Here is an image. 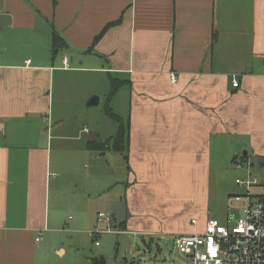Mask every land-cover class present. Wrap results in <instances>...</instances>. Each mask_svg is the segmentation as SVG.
Instances as JSON below:
<instances>
[{"label": "crops", "instance_id": "1", "mask_svg": "<svg viewBox=\"0 0 264 264\" xmlns=\"http://www.w3.org/2000/svg\"><path fill=\"white\" fill-rule=\"evenodd\" d=\"M0 15V264H94L79 239L96 204L121 234L167 233L134 213L166 188L205 186L223 136L242 159L264 158V0H0ZM55 31L67 48L53 55ZM85 73L89 98L110 86L123 152L89 150L74 124ZM89 158L123 159L127 180L108 165L89 185ZM89 186L103 196L89 203ZM209 219L191 218V232Z\"/></svg>", "mask_w": 264, "mask_h": 264}, {"label": "rangeland", "instance_id": "2", "mask_svg": "<svg viewBox=\"0 0 264 264\" xmlns=\"http://www.w3.org/2000/svg\"><path fill=\"white\" fill-rule=\"evenodd\" d=\"M90 77L89 73L75 76L72 82L73 88L70 92L72 97L78 100L74 103L75 110H77L74 124L79 130L84 127L89 128L88 131L91 134L86 137L89 141H92L100 132L106 136L115 134L114 129L119 124L105 114V98H107L106 95L110 90V86L108 91H105L102 86L97 87L100 93L93 97L101 99L100 105H89L91 99H93V97L89 98L92 81ZM85 98L87 99L84 103ZM82 99L83 101H81ZM112 128L114 129L111 132ZM94 142L104 151H109L113 147L112 142L109 144L108 141L95 140ZM235 142L229 135L223 136L221 144L213 148L210 179L205 186L195 187L193 183H184L182 186L174 185L172 188H166L152 202L150 210L134 213L135 218L138 220L148 219L154 223V226L160 227L162 231L167 230V233L161 232V234L154 237L109 233V229H114L116 224L112 216L113 213L99 207L100 204L92 207L89 227L94 223L95 227L91 230V233L98 230V234L93 237L89 233V236L82 235L79 239V243H82L86 248L89 259L103 258L106 264H190L180 254L173 251L171 241L175 235L172 234L190 233L193 230L190 226V220L194 217L201 220L200 226L208 216L210 219H217L224 223L229 213L228 206L233 205L236 207L240 205L232 199L233 196L246 193L245 189L236 184L237 179H247L250 174L258 178L259 186L253 187L251 194L259 197L264 196V166L259 165L258 159L249 151L250 160L243 159L245 163L239 168L238 162L242 160L244 151L234 149L233 143ZM113 162L110 158H103L100 161L93 158L85 160L82 164L85 166V172L89 171V185L92 179H102L106 176L108 165L107 173L114 171L116 176L118 175L127 180L124 160ZM84 179L88 180L85 175ZM126 183L127 181H125ZM98 190L99 188L92 189L89 186V203L97 201L99 197L103 196ZM233 212L236 215L238 214L236 210ZM99 213L110 215L113 218L112 223L99 224L97 216L95 217ZM70 215L73 216V214ZM70 215H67V217ZM128 216H130V212L127 214V210H125L124 218L118 220V222L129 219ZM96 243H99V245L97 246Z\"/></svg>", "mask_w": 264, "mask_h": 264}, {"label": "built area", "instance_id": "3", "mask_svg": "<svg viewBox=\"0 0 264 264\" xmlns=\"http://www.w3.org/2000/svg\"><path fill=\"white\" fill-rule=\"evenodd\" d=\"M63 64L68 68V59L65 58ZM177 80V74L171 73V83L175 84ZM232 84L235 88L239 86L236 78ZM84 131L88 132L87 129ZM244 163L242 159L238 167ZM236 184L245 189L246 193L233 196L232 199L240 205L228 206L229 213L224 223L211 218L202 231L195 230L173 237V251L190 264H264V196L251 194V189L259 186V180L250 174L247 179H237ZM235 210L239 215L234 214ZM112 221L113 218L108 214L100 213L97 217L99 224H111ZM191 225L196 226L197 220L193 219ZM108 232L121 233L115 229H109ZM97 234L98 230L92 233L93 236ZM40 239L41 235L36 240Z\"/></svg>", "mask_w": 264, "mask_h": 264}, {"label": "trees", "instance_id": "4", "mask_svg": "<svg viewBox=\"0 0 264 264\" xmlns=\"http://www.w3.org/2000/svg\"><path fill=\"white\" fill-rule=\"evenodd\" d=\"M110 26H112V25H110ZM109 27H107V28H109ZM97 39H99V38H96L95 41H97ZM65 48H67V44L65 43L64 39L61 36H59L58 33L55 31L53 33V38H52L53 55H56L59 50H62ZM111 84H112V89H111V93L109 95V101L116 94V92L118 91V89L120 87V83L117 81L112 80ZM105 114L111 120L116 121L119 124V131H118L117 135L114 138L109 139L108 144L110 142H112V146H113L112 148H114L116 151L123 152L124 146H125V141H127V125H125L123 123V121L113 113V111L109 107V105L106 106V108H105ZM88 148H89V150H96V151H102V152L104 151L94 141H89ZM127 159L128 158L126 157V160Z\"/></svg>", "mask_w": 264, "mask_h": 264}, {"label": "water", "instance_id": "5", "mask_svg": "<svg viewBox=\"0 0 264 264\" xmlns=\"http://www.w3.org/2000/svg\"><path fill=\"white\" fill-rule=\"evenodd\" d=\"M6 16L5 15H0V29L4 26L3 25V21L6 20ZM99 99L98 97H94V99L89 103V105H98ZM245 156H247V153H244ZM259 165L264 166V158H260L258 160ZM94 264H105V260L103 258H93L91 259Z\"/></svg>", "mask_w": 264, "mask_h": 264}]
</instances>
